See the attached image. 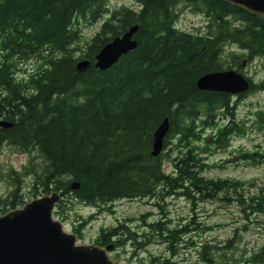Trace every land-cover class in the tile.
Returning <instances> with one entry per match:
<instances>
[{"label": "trees", "instance_id": "obj_1", "mask_svg": "<svg viewBox=\"0 0 264 264\" xmlns=\"http://www.w3.org/2000/svg\"><path fill=\"white\" fill-rule=\"evenodd\" d=\"M134 1L137 10H110L108 0H0V121L11 124L0 128V149L8 144L22 153L36 152L41 168L30 165L22 177H33L34 195L38 190L60 194L53 215L62 219L68 197L99 212L121 201H152L159 219L147 222L152 214L143 215L141 232L124 222L101 229L96 243L131 246L140 253L158 241L175 257L193 246L191 233L212 229L195 217L174 226L165 211L168 200L182 198L195 213L198 204L221 195L229 204L238 203L246 218L264 214V189L246 197L243 182L205 176L212 150L227 148L242 134L236 107L248 94L264 92V76L256 85L248 79V92L236 97L196 87L210 73L235 69L242 74L243 62L261 60L264 69V17L222 0ZM186 9L207 20L204 32L175 27ZM100 21V30L76 58L80 23ZM134 25L136 48L109 69H96L100 49ZM34 59L37 67L24 74L21 66ZM81 60L90 63L84 72L75 68ZM166 118L170 127L163 153L152 157L153 134ZM222 118L224 125L216 129ZM258 119L264 124V112ZM263 157L242 155L253 164ZM7 178L12 190L0 199L2 215L24 204L21 176L11 171ZM72 183L79 189L72 191ZM86 224L82 221L74 232ZM239 240L236 231L224 243L194 247L202 264H234ZM152 263L172 264L165 258ZM239 264H264V246Z\"/></svg>", "mask_w": 264, "mask_h": 264}, {"label": "rangeland", "instance_id": "obj_2", "mask_svg": "<svg viewBox=\"0 0 264 264\" xmlns=\"http://www.w3.org/2000/svg\"><path fill=\"white\" fill-rule=\"evenodd\" d=\"M108 6L110 10L120 7L138 9L134 0H108ZM180 8H183V5ZM101 23V21L96 24L80 23L82 39L77 46H74L76 58L81 56V50H84L86 43L100 30ZM206 23L207 20L204 17L193 15L186 9L178 16L175 27L184 32L198 33L205 31ZM232 49L240 53L236 48ZM37 65L38 62L34 59L24 63L21 69L25 71L24 74L29 73L35 70ZM241 72L256 85L264 76L263 62L254 60L245 65ZM261 112H264V92L257 91L248 94L238 103L235 111L236 125L242 134L234 136L227 148H214L207 157V162L212 168L205 173V176L213 180L226 179L243 182V192L246 197H252L264 189V157L260 164H253L250 160L242 158L244 154L264 155V124H260L258 119V113ZM224 123L223 118L218 119L216 129ZM168 148L172 149V147ZM37 156L36 152L22 153L8 144L1 147L0 199H4L12 190L11 181L7 178L11 171L19 174L22 178L21 194L24 204L17 209L46 195L42 190H38V194L34 195L33 177H22L26 169H30V165L34 166L35 171L41 168L42 162ZM163 169L167 173L172 170L168 159L163 162ZM222 197L220 195L217 200L198 204L194 210L195 213H192L190 203L182 198L167 201L165 211L169 213L168 217L174 226L190 222L195 217L198 224H205L212 229L203 233H191L190 241L193 242V246L180 250L177 256L171 257L165 245L156 241L149 244L140 253H135L131 246L115 247L108 257L119 264H154L152 263L154 258L169 259L172 264H202L194 245L224 243L238 231L240 240L232 254L235 260L234 264H239L241 259L251 257L264 246V214H253L246 218L243 208L238 203L229 204L222 200ZM64 205L68 209L66 217L62 219V217L53 216L63 225L65 232L76 235L77 245L99 246L96 241L101 229L116 227L118 223H127L133 231L141 232L144 227H142L140 218L148 213L152 215L148 216L147 222L160 218L158 208L152 201L146 199L117 202L111 211L101 212L97 208L81 205L70 197ZM10 211L13 210H8L7 213ZM64 215L65 213H62V216ZM81 220H86L87 224L77 234L74 230H77L82 224Z\"/></svg>", "mask_w": 264, "mask_h": 264}, {"label": "water", "instance_id": "obj_3", "mask_svg": "<svg viewBox=\"0 0 264 264\" xmlns=\"http://www.w3.org/2000/svg\"><path fill=\"white\" fill-rule=\"evenodd\" d=\"M222 1L264 17V0ZM137 31L138 25H134L104 45L94 58V67L105 71L133 51L137 46L134 39ZM245 64L243 62L241 67ZM89 66V61L81 60L75 68L84 72ZM249 85L248 80L234 69L204 75L196 82L201 92L225 93L231 97L246 93ZM10 127V123L0 121V128ZM169 127L166 118L155 130L152 157L163 153ZM78 189V183L71 184L72 191ZM60 201V194L52 192L0 216V264H119L108 257L115 249L113 243L105 247L77 245L76 235L65 232L63 225L54 219L53 213Z\"/></svg>", "mask_w": 264, "mask_h": 264}, {"label": "flooded vegetation", "instance_id": "obj_4", "mask_svg": "<svg viewBox=\"0 0 264 264\" xmlns=\"http://www.w3.org/2000/svg\"><path fill=\"white\" fill-rule=\"evenodd\" d=\"M250 80V78H248ZM251 81V80H250ZM252 82V81H251ZM255 85V84H254Z\"/></svg>", "mask_w": 264, "mask_h": 264}]
</instances>
